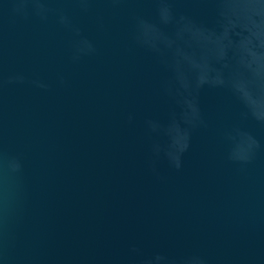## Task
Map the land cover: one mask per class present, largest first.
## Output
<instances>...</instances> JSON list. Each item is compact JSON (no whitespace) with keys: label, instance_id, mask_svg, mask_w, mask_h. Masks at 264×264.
<instances>
[{"label":"water","instance_id":"1","mask_svg":"<svg viewBox=\"0 0 264 264\" xmlns=\"http://www.w3.org/2000/svg\"><path fill=\"white\" fill-rule=\"evenodd\" d=\"M0 264H264V0H0Z\"/></svg>","mask_w":264,"mask_h":264},{"label":"clouds","instance_id":"2","mask_svg":"<svg viewBox=\"0 0 264 264\" xmlns=\"http://www.w3.org/2000/svg\"><path fill=\"white\" fill-rule=\"evenodd\" d=\"M164 90H165L166 92H167V91H170V90H169V89H167V88H165Z\"/></svg>","mask_w":264,"mask_h":264}]
</instances>
